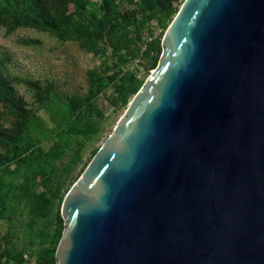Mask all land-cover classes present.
<instances>
[{
	"label": "water",
	"instance_id": "1",
	"mask_svg": "<svg viewBox=\"0 0 264 264\" xmlns=\"http://www.w3.org/2000/svg\"><path fill=\"white\" fill-rule=\"evenodd\" d=\"M66 193L55 264H264V0H185Z\"/></svg>",
	"mask_w": 264,
	"mask_h": 264
},
{
	"label": "rangeland",
	"instance_id": "2",
	"mask_svg": "<svg viewBox=\"0 0 264 264\" xmlns=\"http://www.w3.org/2000/svg\"><path fill=\"white\" fill-rule=\"evenodd\" d=\"M184 1L82 0L89 18L139 26L134 57L122 52L119 61L106 40L90 51L79 32L39 29L23 20L37 14L53 24L80 22L84 16L72 0H0V264L36 263L66 193L128 109L133 96L121 104V80L136 74L141 87L155 72L162 37ZM154 38H160L157 59L143 60ZM51 174L64 184L51 183Z\"/></svg>",
	"mask_w": 264,
	"mask_h": 264
},
{
	"label": "trees",
	"instance_id": "3",
	"mask_svg": "<svg viewBox=\"0 0 264 264\" xmlns=\"http://www.w3.org/2000/svg\"><path fill=\"white\" fill-rule=\"evenodd\" d=\"M74 6L84 16L83 20L71 24H53L43 19L37 14H25L23 20L25 23L37 27L39 29H46L56 32L70 33L76 31L82 34L83 40L86 43L90 51H98L99 43L102 40H106L107 46L110 49L111 54L119 61L124 60V52L126 55L134 57L133 44L135 37L139 35V26L134 22L122 23L118 26H110L105 22L97 21L93 18H89L86 15V10L82 0H72ZM166 19V12H161L158 16V21L163 23ZM160 38H154L147 42L144 50L141 52L143 60H156V54L159 51ZM142 60V61H143ZM94 77V81L98 78L96 73L91 74ZM119 98L123 105H126L129 99L139 90V78L136 74H126L120 82ZM24 128L27 130L28 122L25 117H22ZM15 149L21 148L14 143L13 140H9ZM96 151L93 152V156ZM51 183L58 182L59 185H63L65 179L59 178V175L51 174L49 176ZM64 228V221L60 215V210L54 214L52 223V234L47 246L43 249L35 264H55L56 262V248L61 238V234Z\"/></svg>",
	"mask_w": 264,
	"mask_h": 264
}]
</instances>
